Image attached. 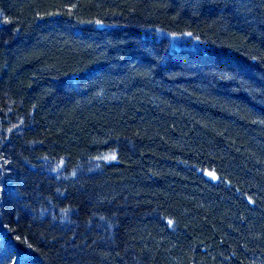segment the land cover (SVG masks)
<instances>
[{
	"label": "trees",
	"instance_id": "16d2710c",
	"mask_svg": "<svg viewBox=\"0 0 264 264\" xmlns=\"http://www.w3.org/2000/svg\"><path fill=\"white\" fill-rule=\"evenodd\" d=\"M0 264H264V0H0Z\"/></svg>",
	"mask_w": 264,
	"mask_h": 264
},
{
	"label": "snow or ice",
	"instance_id": "6c2138e0",
	"mask_svg": "<svg viewBox=\"0 0 264 264\" xmlns=\"http://www.w3.org/2000/svg\"><path fill=\"white\" fill-rule=\"evenodd\" d=\"M113 159L115 158V157H112ZM210 175H211V173H210ZM169 223H171V221H169Z\"/></svg>",
	"mask_w": 264,
	"mask_h": 264
}]
</instances>
